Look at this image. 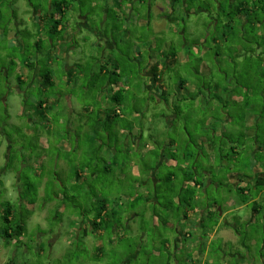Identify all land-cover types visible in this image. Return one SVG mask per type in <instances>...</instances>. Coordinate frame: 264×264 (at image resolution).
Returning a JSON list of instances; mask_svg holds the SVG:
<instances>
[{"label": "rangeland", "instance_id": "rangeland-1", "mask_svg": "<svg viewBox=\"0 0 264 264\" xmlns=\"http://www.w3.org/2000/svg\"><path fill=\"white\" fill-rule=\"evenodd\" d=\"M52 1L0 4V214L2 202L18 205L20 189L25 203L36 201L21 206L23 213L32 212L22 243L17 246L0 239V264H264V203L254 216L253 204L240 202L235 182L229 179L239 173L256 177L255 161L258 168L264 166V22L250 15L249 23L239 29V19L229 18L237 5L231 7L226 0H183L191 12L187 19L182 18V0L173 3L174 13L166 1L159 14L149 2L138 7L121 4L119 9V0H67L66 20L71 28H80L81 17L87 20L72 44L45 39L48 32L40 18ZM156 3L163 6L164 0ZM169 15L170 20L177 19L173 24ZM40 38L39 51L35 43ZM107 39L112 42L110 49ZM193 41L201 54L166 69L165 74L172 93L181 79L195 84L201 92L197 102L177 100L184 114H176L148 91H138L136 87L143 85L134 84L131 107H121L123 115L113 118L109 130L103 128L107 116L119 109L114 102L107 107L109 86L100 85L107 87L105 93L97 82L89 86L101 62L112 63L110 71L116 63H125L142 74L151 50L164 53L159 60L166 64L168 57L186 52ZM100 43L106 55L100 52ZM70 62L80 76L71 86L64 81ZM48 72L57 84L45 89L42 78ZM26 77L21 84L19 78ZM189 93L184 92V99H189ZM46 100L50 109H39ZM256 106L259 109L252 110ZM170 116L173 124L168 128ZM254 117L260 120L251 126ZM132 133L139 138L136 147ZM208 141L214 148L210 154ZM170 142L176 143L174 157ZM109 146L115 151L110 152ZM164 150L165 158L174 161L161 165ZM114 157L117 165L108 171ZM147 166L156 171V179L152 176L148 181ZM207 172L212 183L204 177ZM191 174L204 184L193 201L180 191ZM169 175L175 176L171 182L166 180ZM143 179L148 181L146 186L141 185ZM170 190L179 199H173ZM146 192L157 202H147ZM136 197L139 201L134 202ZM104 204L110 214L117 211L110 225L121 222L127 227L106 234L105 227L100 240L91 234L84 237L82 230L78 234L83 222L90 228L89 222ZM214 207L220 209L214 217L197 225L202 211ZM187 213L192 214L188 220ZM179 230L187 231L181 249L176 250ZM101 245L104 248L99 250Z\"/></svg>", "mask_w": 264, "mask_h": 264}, {"label": "trees", "instance_id": "trees-1", "mask_svg": "<svg viewBox=\"0 0 264 264\" xmlns=\"http://www.w3.org/2000/svg\"><path fill=\"white\" fill-rule=\"evenodd\" d=\"M4 2V0H0V4L2 2ZM177 1V0H176ZM123 0H119V8H121V4H122ZM243 3H240V6L237 7L236 12L232 13V14H227L226 16L229 18H231L233 15L236 16L238 14H245L246 16H250V15H254L255 19L258 20V22H262V19L259 18L260 14L264 15V0H251V5L252 7L250 9H248L246 7L247 1L243 0ZM246 3V4H245ZM2 5V4H1ZM1 7V6H0ZM69 8V4L67 2V0H53L50 3V7L48 10V12L46 13V15L41 19V27H43L44 25V29L46 31V33L48 32V36L45 38L50 39L52 41V39L58 38L59 40L64 41V32H65V24L64 22L67 21L66 20V12L67 9ZM2 11L0 10V18H2ZM264 19V17H263ZM253 24L256 26V24L253 22ZM59 28H62V30H60ZM253 31H255L254 28H252ZM44 38V37H43ZM47 39V40H48ZM43 39L40 38L39 40L36 41L35 46L36 48L39 50V48L43 45ZM54 45V44H53ZM40 51V50H39ZM173 52V51H172ZM175 52V50H174ZM178 53L175 52L172 54L171 57H168V60L170 58H172L171 61H169L170 66L173 67H178L180 64L178 62V60L176 59ZM190 56L192 58H196L194 53H190ZM51 60V59H50ZM111 62L113 60V58L110 60ZM50 62V61H49ZM51 64V62H50ZM112 63L109 62H105L104 64L101 65V69L98 75H93V78L91 80V82H97L100 85H108L112 87V95H111V99L112 102L115 103V105L118 107L119 110H116V112L114 113V115H108L107 119L105 120L104 124H103V128L109 130L110 127H112V123H113V118H116L117 116H122L123 113L121 111V107H123V109L126 108H130L131 107V102L129 101V96H131L132 93V85H137L140 84V86H144V78L141 76V74H137L136 72H134L132 69H130L125 63H119V66H115L113 65L112 67L114 68V70L110 71L108 69V67L111 65ZM26 66L31 67L32 64L27 63ZM33 67V66H32ZM165 67V66H164ZM166 68V67H165ZM164 71H160L159 70V64H156L153 69H152V74L154 76V82L155 83H161V81L163 80V76H165L166 74L163 73ZM74 76V71L71 69L69 71V73L67 74V84L70 85L72 82V78ZM107 79V80H106ZM118 79V80H117ZM20 83L22 84V79L19 78ZM43 80V84L45 85V89L49 88V87H54L55 85V81L53 79V73H46L44 75V77L42 78ZM119 81V85L116 84ZM124 81V82H122ZM188 82L184 81L183 79L180 80L179 86L178 87H184ZM94 85V83H92ZM92 85V86H93ZM116 88V89H114ZM138 91H142V88H138ZM190 92V91H189ZM130 93V94H129ZM163 93V98L167 101V95L169 94V91H162ZM201 94L200 89L199 92L197 91H193L191 93H189V99H184L185 96L182 97V99L179 98L178 93L176 95H174L175 100L173 101V103H171L170 108L176 110V114H179L181 111V115L184 114V110H181V106L178 104H176L177 100L179 102H188V101H195L197 100V98L199 97V95ZM128 95V96H127ZM169 96V95H168ZM169 104V103H167ZM136 106V105H135ZM39 109L42 110H48L49 108V102L46 101H41V103L38 105ZM259 109V107H253L252 110L257 111ZM46 112V111H45ZM136 113V111H135ZM191 113V112H190ZM255 123H257L258 117L255 118ZM120 140H119V145H120ZM105 146V145H104ZM104 146L102 145V147L104 148ZM232 150L236 151V148H232ZM176 153V152H175ZM175 153H172V156L174 157ZM171 154V153H170ZM159 156H156V161H158L159 163ZM116 157V156H115ZM113 159V161L109 164V167L107 168L108 171H111V167H116L117 163H116V159ZM173 161L174 159L171 158ZM256 163H259L258 161ZM256 163L254 162V167L256 165ZM9 166V163L7 165V167ZM6 167V169H7ZM120 169V168H119ZM9 170V169H8ZM18 172V171H17ZM145 172L148 174L147 178L148 181H150V179L153 178L156 179V175L154 176V172L155 170L152 167H146L145 168ZM241 174V173H239ZM243 176L242 178H248L250 177L249 175H247L246 173H242ZM175 178V176L173 175H169L166 177L167 182H171V180ZM186 179V180H185ZM184 179V181L190 182L187 185H184L182 182L181 185V189L180 191L183 192H187L190 195V199L193 201L194 199H198L197 198V192L199 189H201L202 183L199 182V180H197V178L195 179L194 174H191L189 176H186V178ZM240 179V177H239ZM145 179L142 180V184L143 186H146L147 183L143 184V181ZM152 180V179H151ZM147 181V182H148ZM242 182V181H241ZM243 183V182H242ZM20 188V187H19ZM156 191L155 193H157V188L158 186L155 187ZM236 191L238 194H240L241 196V203L243 204H248L250 202H252L253 204V212L252 214L255 216L257 214L261 213L262 210V203H264V200L262 201H255L256 198H258L261 194L264 193V172H257L256 177H255V182H254V186H252V188L250 187V185H246V186H241V187H236ZM170 192H172L173 195V199L178 198V193H176L174 190H170ZM24 192L18 191V195H19V201H18V205L15 206L14 204H12L9 201L6 202H2V214H0V225L2 224V228H1V233H0V239H3L5 242L9 243H15L17 244V246H19V244L22 243V240L25 238V235L27 233V222L30 218V216L32 215V212L30 210H27V213H23L21 210L23 209L21 206L22 205H26L28 206L30 205H34L36 203V201H31V203L26 202V195L22 196ZM148 197L146 199V201L150 202L151 200L156 202V199H153L152 193H148ZM253 195L255 196V198H253ZM140 197H136L133 201L137 202L139 201ZM152 201V202H153ZM137 204V203H136ZM120 203H119V209H120ZM134 205L131 207L133 208ZM99 211L97 212L96 216L93 218V220H91V230L88 231V234L86 231H84V237L85 236H90L93 235L96 238H98V240L102 239L104 237V235L106 233H111V232H116L117 231V226L119 225V230L123 227H127L126 225L121 224V222H116L111 224V219H114L116 221V217H118L117 215V211L113 212L110 214L109 210H107L106 204L101 205V207H99L98 209ZM218 211L216 210L214 211H209L207 217L208 218H213L214 215L217 213ZM189 215V214H188ZM188 215L186 214L185 218H188ZM119 216H120V210H119ZM120 218V217H119ZM204 221V220H203ZM122 225V227H120ZM203 225V222H202ZM106 227V231L104 235L101 234H97L99 231L101 230H105L104 228ZM117 228V229H116ZM115 229V230H114ZM88 236V237H89ZM114 241L112 240L111 243H113ZM102 248H104L103 246L99 247V250H101Z\"/></svg>", "mask_w": 264, "mask_h": 264}, {"label": "crops", "instance_id": "crops-1", "mask_svg": "<svg viewBox=\"0 0 264 264\" xmlns=\"http://www.w3.org/2000/svg\"><path fill=\"white\" fill-rule=\"evenodd\" d=\"M192 1H195V0H192ZM228 3H230V6L231 7H233V6H235V5H237V7H239L240 6V3H243L242 1L243 0H226ZM245 1H247V4H246V7L248 8V9H250L251 7H252V5L250 4L251 3V0H245ZM147 2H149V5H150V7H151V9L152 10H154V13H161V11L162 12H164V10H165V6L163 7L160 3H156L155 4V0H123V2H122V4L124 5L123 6V8L124 7H126V6H134V5H137V7L139 6V5H141L142 3H144V4H146ZM162 6V7H161ZM183 7V10L185 11V15H187V17H189L190 16V9H189V4L187 3V1H185V4L182 6ZM219 7H220V11L223 9L222 8V6H220L219 5ZM237 7H236V9H237ZM120 9V8H119ZM122 9V8H121ZM171 10H172V7H171ZM191 11L192 12H194L193 14H195V11H193L192 9H191ZM201 11H205V12H207V10L206 9H203V10H201ZM172 12L174 13V11L172 10ZM170 15H172V13L170 14ZM170 15H169V18H167V19H170ZM162 17V16H161ZM183 17V16H182ZM237 19H239V21H240V23H239V25H238V28L239 29H243L244 27H245V25L246 24H248L249 23V21H248V16H246L245 14L243 15V14H238V15H236L235 16ZM177 19L176 18H173V19H171L169 22L170 23H172L173 24V21H176ZM232 20V19H231ZM164 21V20H163ZM263 22H264V20H262ZM215 22H216V20H215ZM231 22V21H230ZM159 23V22H158ZM234 23V22H233ZM64 24H65V32H64V34H63V36H64V43H66V42H68V43H72L73 42V38H74V36H76V35H78L79 33H82V30H84V27L85 26H87V20L85 19V18H83V17H81V23H79L78 25H79V29H77V31H75V29H72L71 28V25H70V23L68 22V21H65L64 22ZM60 30H62V28H59ZM82 29V30H81ZM240 36H244V33L242 32L241 34H240ZM242 38V37H241ZM228 40V39H227ZM107 41V48L108 49H110V47H112V42L109 40V39H107L106 40ZM201 43H204L205 42V40L203 41V40H201L200 41ZM200 42H198V43H200ZM215 42H217V40H215ZM197 42L196 41H193V45H191V46H189V49L188 50H186V52L184 51V52H180V53H178V55H177V57H176V59L178 60V62H179V66H182L183 64H185L184 62L187 60V58L189 59L191 56H190V53H194V55H195V57L197 58V56L199 55V54H201V51H199V49H198V45L196 44ZM73 44V43H72ZM100 45L102 46V47H100L102 50L100 51L101 53H102V51H103V54L104 55H106V52H104V50H103V45L100 43ZM237 48H239L240 50H242V47L241 46H238ZM261 48V46H259V49ZM70 49V48H69ZM72 51V50H71ZM70 51V52H71ZM59 52V51H58ZM62 52V51H61ZM205 53V51H203V54ZM62 54V53H61ZM164 53H159V55H156V54H154L153 53V51L151 50L150 51V55L152 56L151 57V59H150V61L148 62V63H146V68H144V70H143V72H142V74H141V76L144 78V82H145V84H144V86H143V89L144 90H146V91H148V95L149 96H154V97H156V101L159 103V104H162V103H166V106L167 107H169L170 108V104L171 103H173V101L175 100V98H174V95H176V93L175 92H177L178 93V95H179V98L180 99H182V97L184 96V92L185 91H190V92H193V91H197V86L195 85V84H193V83H187L184 87H176V89H175V91L172 93V92H170L169 91V88H168V86H167V81H166V79H168L167 78V76L165 75V76H163V80L161 81V83H155L154 82V76H153V74H152V69H153V67L156 65V64H159V70L160 71H164L163 73L165 74V72H166V69H169V68H171V67H173V66H170V64H169V61H171L172 60V58H170L167 62H166V64L164 63V62H162V60H159L160 59V56L161 55H163ZM65 56L66 57H68V56H70V53H69V55H67L66 53H65ZM158 56H159V58H158ZM138 58H142V53L140 52L139 53V55L137 56ZM165 59V58H164ZM163 59V60H164ZM105 62H101V65L102 64H104ZM67 67H66V69H65V76H64V81H65V83H67V81H68V78H67V74L69 73V71L72 69L73 71H74V76H73V78H72V82H71V84L69 85V86H71L72 85V83H73V85H74V82L76 83L77 81H76V78H79L78 77V72L76 73V71H78V70H76L75 69V67L74 66H72V63L70 62L69 64H67L66 65ZM115 66L117 67V66H119V63H116L115 64ZM166 68H165V67ZM26 69V68H25ZM25 73L26 74H29L28 73V71H26L25 70ZM81 75H83V74H81ZM93 75H94V73L92 74V76H91V78H93ZM35 76H37V73L35 74ZM28 77V76H27ZM21 78L22 79V82L24 83V82H26L27 80H28V78ZM36 81V80H35ZM34 80H32V82H31V84H34V82H35ZM57 84V82H55V85ZM89 86H92V82L91 81H89ZM116 84H118L119 85V82L118 83H116ZM106 86H108V85H106ZM110 87V91L108 92V93H106V99H107V107H109L110 106V104H111V102H112V99H111V95H112V87L111 86H109ZM100 88V89H99ZM102 88H104L103 89V91H104V93L106 92L105 90H106V88L107 87H101V86H99L98 85V89L99 90H101ZM114 89H116V88H114ZM162 91H169V96L167 95V101L163 98V93H162ZM110 95V96H109ZM235 96V95H234ZM67 98H68V100H69V105H71V102H72V99L71 98H69L68 96H67ZM200 98V97H199ZM198 99V98H197ZM239 99H240V101H242V97H239ZM54 101H56V100H54ZM196 102H197V100H196ZM167 103H169V104H167ZM87 109V108H86ZM88 111H90L91 112V109L90 110H88ZM100 113L103 115V111H100ZM138 115V114H137ZM103 117H105V115H103ZM253 122H255V119L254 118H252L250 121H249V123H250V125L251 126H253V125H255V123H253ZM167 123H168V128L173 124V116H170V117H167ZM130 139L133 141V146H137L138 145V143H139V138H138V136L136 135V133H132L131 134V137H130ZM137 141V142H136ZM204 143V142H203ZM203 143H202V145H203ZM208 147H207V152H208V154H210L211 152H213V149L214 148H212V146H211V144H210V142L208 141ZM105 146H106V144H105ZM169 146L172 148V150H171V152L170 153H175L176 152V150H175V147H176V143H173V142H170L169 143ZM109 148H110V152H112V151H115V149L111 146H109ZM257 148V152H259L260 151V147H256ZM153 151H155V148H153ZM167 152V150H164L163 152H162V154H161V160H162V162H161V165L164 163V162H166V163H172V159H166L165 158V155L167 154L166 153ZM200 153V155L202 154V152H199ZM255 163H256V161H255ZM256 164H258V163H256ZM254 170L255 171H257L258 173L259 172H264V166L262 165V166H260V168H258L257 166H255L254 167ZM154 174V176L157 174L156 173V171L153 173ZM242 176H243V174L241 173V174H230V176H229V179H230V181L232 180V181H234L233 183H234V186L235 187H241V186H246V185H250V187L252 188V186H254V182H255V177H248V178H242ZM204 177L206 178V180L207 181H209V183H212V179H211V175L207 172V173H205L204 174ZM239 177H240V179H239ZM82 179V176H80V175H78V180H81ZM199 179V176L197 177V180ZM243 183H242V182ZM144 183H147V180L145 179L144 181H143V184ZM156 183H157V181H156ZM188 183H190V182H187V181H183V184L184 185H187ZM204 184L202 183V186H203ZM203 188V187H202ZM147 196H145L146 198L148 197V192H146L145 193ZM134 200V199H133ZM202 200H203V198H202ZM262 200H264V193L263 194H261L258 198H256L255 199V201H262ZM156 202H157V200H156ZM232 203H235V201H233ZM240 203V202H239ZM250 203H252V202H250ZM249 204V203H248ZM247 204V205H248ZM242 208V206H239V209H241ZM213 210L212 211H219L218 210V207L216 208V207H214V208H212ZM209 211H211V210H209ZM209 211H207V212H205V210L204 211H202V214H201V216H202V218L200 219V222L197 224V225H199V226H202V222H204L205 221V218H207V215H208V213H209ZM231 211H233L232 209L231 210H229V211H227L226 212V215H228V213L229 212H231ZM186 215V214H185ZM187 215H188V213H187ZM190 215H192V214H189L188 215V218H185V219H189V218H191V216ZM225 215V214H224ZM186 217V216H185ZM222 218H225L224 216L222 217ZM204 220V221H203ZM221 222L223 221V219L222 220H220ZM91 222V221H90ZM90 222H89V226H90ZM83 224V226H82V229H80L79 231H78V234H81V230H82V232L84 233V231H86L87 232V234H88V231H90L91 230V227L89 228L88 227V224L86 223V222H83L82 223ZM127 225L130 227V223H127ZM222 225L223 224H221V227H222ZM198 226V227H199ZM226 226L227 227H232V228H234V226L235 225H233V224H230V223H226ZM225 226V227H226ZM220 226H217V233H219V231H220V228H221ZM180 231V230H179ZM186 231L187 230H183L182 232L180 231L177 235H179V237L176 239V241H175V244H176V250H178V249H181V246H180V243L182 242V239H183V237H182V235L184 234H186ZM85 234V233H84ZM89 236V235H88ZM88 236H85L86 238L88 237ZM103 245V244H102ZM101 245V246H102ZM170 245V244H169ZM247 252H250L249 250H247ZM248 255V254H247ZM196 256L198 257V254H196ZM203 257H204V255H203Z\"/></svg>", "mask_w": 264, "mask_h": 264}, {"label": "flooded vegetation", "instance_id": "flooded-vegetation-1", "mask_svg": "<svg viewBox=\"0 0 264 264\" xmlns=\"http://www.w3.org/2000/svg\"><path fill=\"white\" fill-rule=\"evenodd\" d=\"M166 1L168 2V4L172 7V10L175 12V8H174V6H173V3H175L176 2V0H164V3H163V7L165 6L166 7ZM183 1V0H182ZM185 4V2L183 1V4L181 3V6H183ZM162 7V6H161ZM183 8V7H182ZM164 18V17H163ZM168 18V17H167ZM183 19H187L188 17H187V15H185V13H184V15H183V17H182ZM181 18V20H183ZM170 20V19H169ZM217 21V20H216ZM82 30V29H81ZM75 31H77V30H75ZM90 227H91V222H90ZM118 228V229H117ZM117 230H119V225L117 226ZM115 230V229H114ZM98 235L99 234H101V231H99L98 233H97ZM102 235V234H101ZM40 246V245H39ZM42 246H40L38 249H40ZM38 253H39V250H38Z\"/></svg>", "mask_w": 264, "mask_h": 264}]
</instances>
